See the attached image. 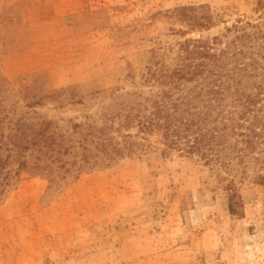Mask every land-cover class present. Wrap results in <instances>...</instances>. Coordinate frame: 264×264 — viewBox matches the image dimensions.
Returning a JSON list of instances; mask_svg holds the SVG:
<instances>
[{"label": "rangeland", "instance_id": "374dc122", "mask_svg": "<svg viewBox=\"0 0 264 264\" xmlns=\"http://www.w3.org/2000/svg\"><path fill=\"white\" fill-rule=\"evenodd\" d=\"M258 1L0 0L6 108L75 140L65 163L32 151L29 166L45 168L21 171L4 191L0 264H264L260 168L234 177L242 205L234 214L226 182L196 156L164 157L149 135L139 155L86 164L75 126L101 125L135 89L132 77L141 81L155 60L174 65L185 38L212 53L219 36L223 47L235 35L229 25L263 15Z\"/></svg>", "mask_w": 264, "mask_h": 264}, {"label": "trees", "instance_id": "16d2710c", "mask_svg": "<svg viewBox=\"0 0 264 264\" xmlns=\"http://www.w3.org/2000/svg\"><path fill=\"white\" fill-rule=\"evenodd\" d=\"M258 5L263 6L264 0ZM263 17L264 12L257 20L237 19L227 27L235 32L234 38L223 47L217 49L222 41L213 36L212 53L206 41L185 38L174 65L155 60L141 81L132 77L135 89L120 95L117 109L105 112L101 125L93 120L86 126L75 125L83 162L110 164L139 155L147 137L156 135L162 156H196L212 166L216 178L226 182L229 211L239 214L242 205L234 177L243 178L248 169L258 167L256 181L264 185ZM191 21L202 23H196L195 17ZM4 90L0 84V200L21 171L45 168L38 162L29 166L27 155L32 151L46 155L50 162L65 163V155L75 147L72 136L57 132L51 121L10 114ZM62 93L53 91L49 97ZM127 127L135 131H121Z\"/></svg>", "mask_w": 264, "mask_h": 264}]
</instances>
